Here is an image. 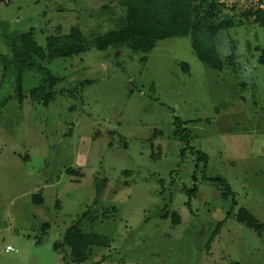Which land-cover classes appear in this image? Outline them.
<instances>
[{
    "label": "rangeland",
    "instance_id": "1",
    "mask_svg": "<svg viewBox=\"0 0 264 264\" xmlns=\"http://www.w3.org/2000/svg\"><path fill=\"white\" fill-rule=\"evenodd\" d=\"M119 1L0 0V53L7 28L31 29L44 48L76 26L89 44L47 62L66 89L47 106L28 96L40 73L24 74L21 101L0 62V264H74L52 243L85 212L82 230L105 245L80 264H264V26L249 19L216 36L223 55L229 37L236 43L239 89L233 73L196 57L189 36L161 38L146 54L95 48L92 38L124 13ZM220 1L238 17L260 7ZM211 177L231 193L221 196ZM165 204L179 224L161 217ZM240 207L260 233L236 220Z\"/></svg>",
    "mask_w": 264,
    "mask_h": 264
},
{
    "label": "trees",
    "instance_id": "2",
    "mask_svg": "<svg viewBox=\"0 0 264 264\" xmlns=\"http://www.w3.org/2000/svg\"><path fill=\"white\" fill-rule=\"evenodd\" d=\"M262 2L263 0H258L259 4ZM119 4L124 8V13L118 15L116 25L91 40L92 45L98 50L112 52L126 47L132 53L146 54L161 38L189 36L196 57L204 65L214 71H230L237 78L235 81L239 89L246 88L245 82L240 81L238 77L240 66L235 52L236 43L229 37L228 52L223 55L216 45V36L219 31L242 26L249 19L257 25L264 26V7L249 9L238 17L223 14L225 4L220 0H120ZM2 42L5 51L0 53L1 67L5 70L12 69L14 91L19 100L22 101L25 97L22 83L24 74L36 71L40 73L41 78L29 89L28 96L32 101L44 106L53 101L55 93L66 91L57 87L61 77L47 67V62L81 53L89 47L82 31L76 26L71 27L66 34L47 36L44 48L36 43L31 29L17 31L7 28ZM257 63L264 66V48L260 49ZM157 132V129L153 130V138ZM196 153L198 160L202 161L206 168L207 155L200 150H196ZM124 172L130 173L129 170ZM207 179L219 183L221 196L225 197L231 193L229 184L222 178ZM106 184V178H99L98 191L102 192ZM124 184L128 182L125 181ZM196 191V186L187 190L189 196L187 206H190V196ZM86 216V212L83 213L76 222L68 226L61 240L52 243V249L61 252L63 260L68 254L72 263L80 264L88 258L93 248L105 245L104 235L82 230L81 221ZM161 217L163 219L170 217L173 225L181 222V215L176 210L167 209V204L162 208ZM236 220L257 230L258 233L263 230V224L244 207L238 208ZM223 222L224 220L219 221L217 228ZM47 227V223L42 225L43 229ZM42 237L43 235L36 239L37 244H41ZM94 264H99V261Z\"/></svg>",
    "mask_w": 264,
    "mask_h": 264
},
{
    "label": "built area",
    "instance_id": "3",
    "mask_svg": "<svg viewBox=\"0 0 264 264\" xmlns=\"http://www.w3.org/2000/svg\"><path fill=\"white\" fill-rule=\"evenodd\" d=\"M260 6H261V7H264V0H263L262 4H260ZM6 250H8V251H13L14 248H13L12 246H10V245H7V246H6Z\"/></svg>",
    "mask_w": 264,
    "mask_h": 264
}]
</instances>
